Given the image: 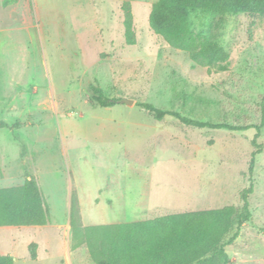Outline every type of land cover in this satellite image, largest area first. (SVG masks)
<instances>
[{
  "label": "rangeland",
  "instance_id": "1",
  "mask_svg": "<svg viewBox=\"0 0 264 264\" xmlns=\"http://www.w3.org/2000/svg\"><path fill=\"white\" fill-rule=\"evenodd\" d=\"M3 1L5 173L21 182L34 178L53 210L62 211L74 191L83 227L148 219L146 206L162 200L203 203L191 210L240 208L241 192L252 186L251 218L225 251L233 264H264V125L250 174L254 129H198L168 116L156 121L137 106L151 104L200 123L259 125L264 17L191 13L193 32L228 53L221 72L196 64L151 31L148 19L157 0H16L7 7ZM123 3L132 16L133 46L125 44ZM90 86L133 105L100 107ZM50 236L51 242L37 230L0 227V255H11L13 264H67L63 230ZM36 243L41 250L35 261ZM80 249V257L93 264L87 247Z\"/></svg>",
  "mask_w": 264,
  "mask_h": 264
},
{
  "label": "trees",
  "instance_id": "2",
  "mask_svg": "<svg viewBox=\"0 0 264 264\" xmlns=\"http://www.w3.org/2000/svg\"><path fill=\"white\" fill-rule=\"evenodd\" d=\"M15 1L4 0L2 6L13 5ZM121 9L125 15V44L133 46L135 38L128 3H123ZM195 12L220 17L236 13L264 17V0H157L152 4L148 24L155 35L170 47L187 53L196 64L217 67L222 72L227 70L229 55L216 42L193 32L190 15ZM90 91L92 100L100 107L109 108L123 103L122 99L105 97L98 87L90 86ZM137 106L156 121L168 116L198 129H254L252 145L256 150L251 155L248 168L252 173L255 156L261 153L256 140L264 125V117L259 125L240 128L196 122L147 103ZM252 192V186L241 192L240 208L224 206L132 223L83 227L78 199L72 191L69 249L72 252L85 245L93 264H233L225 249L238 239L241 228L251 218L247 198ZM50 222L49 205L34 178H26L21 186L0 189V227H40ZM104 234L106 238L103 241ZM0 264H13V259L9 255H0Z\"/></svg>",
  "mask_w": 264,
  "mask_h": 264
},
{
  "label": "crops",
  "instance_id": "3",
  "mask_svg": "<svg viewBox=\"0 0 264 264\" xmlns=\"http://www.w3.org/2000/svg\"><path fill=\"white\" fill-rule=\"evenodd\" d=\"M5 166L0 165V189L3 188H11V187H17L21 186L24 184L25 180L18 181L17 175L15 173L12 175L10 173H5ZM30 180V178H27ZM17 182V183H16ZM19 182V183H18ZM45 195V194H44ZM48 201V200H47ZM179 203L174 202H169V201H158L156 204L150 203L146 207L149 209L148 210V219L144 220H149L157 217H164V216H169V215H175V214H181L184 212H193L194 210L198 211H204L205 209H190V208H196V207H201L203 206L202 202H195L193 199L187 204H182L178 205ZM50 209V219L51 222L49 225L46 226H32V227H16V228H22V229H33L37 230L39 232V235L41 236H48L50 238V242L52 241L51 234H59L60 230H63V235H64V243H65V250L67 252V264H90L88 260L83 259V257H80L81 254V249L78 248L75 251H70L69 249V210H70V195H67L65 200L63 201V210L61 211L60 209ZM143 221V220H140ZM138 222V221H136ZM2 228V227H1ZM49 231V232H48ZM43 232V234L41 233ZM49 235H47V233ZM66 235V236H65ZM37 244V243H36ZM37 253L35 255V261L39 259V251L41 250V244H37ZM46 248V247H45ZM47 251V250H44ZM81 251V252H80ZM75 252V253H74ZM11 256V255H9ZM13 259V257H12ZM14 262V260H13ZM62 262V261H60ZM63 263V262H62Z\"/></svg>",
  "mask_w": 264,
  "mask_h": 264
},
{
  "label": "water",
  "instance_id": "4",
  "mask_svg": "<svg viewBox=\"0 0 264 264\" xmlns=\"http://www.w3.org/2000/svg\"><path fill=\"white\" fill-rule=\"evenodd\" d=\"M123 103L127 105H133V101L131 100H123Z\"/></svg>",
  "mask_w": 264,
  "mask_h": 264
}]
</instances>
